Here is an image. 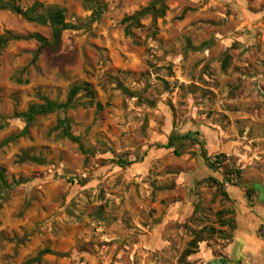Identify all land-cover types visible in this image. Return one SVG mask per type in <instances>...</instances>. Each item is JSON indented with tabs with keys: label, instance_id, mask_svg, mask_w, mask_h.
Masks as SVG:
<instances>
[{
	"label": "rangeland",
	"instance_id": "obj_1",
	"mask_svg": "<svg viewBox=\"0 0 264 264\" xmlns=\"http://www.w3.org/2000/svg\"><path fill=\"white\" fill-rule=\"evenodd\" d=\"M15 1L75 29L35 61L33 40L0 54V264H264V0H164L133 37L124 20L156 0ZM7 31L52 37L0 10ZM84 83L102 109L80 92L22 115ZM240 228L255 252L233 251ZM45 249L62 255L33 262Z\"/></svg>",
	"mask_w": 264,
	"mask_h": 264
},
{
	"label": "trees",
	"instance_id": "obj_2",
	"mask_svg": "<svg viewBox=\"0 0 264 264\" xmlns=\"http://www.w3.org/2000/svg\"><path fill=\"white\" fill-rule=\"evenodd\" d=\"M167 6L165 5L164 0H156L150 3L147 7L143 8L141 11L136 12L134 15L127 17L124 21L128 22L129 25L126 28V33L130 36H134L131 32V27L137 26L142 27L141 20L147 16H151L153 25L156 26L157 20L163 18L167 12ZM0 10L9 11L16 15L21 16L24 20L29 23H36L39 25H49L52 29V37L48 39L41 34L33 33L27 36H16L12 32L7 31L0 37V54L7 47L8 43L14 40H33L38 44V49L34 54V61L38 58L40 53L43 50H49L51 52H56L60 48L62 35L66 30L75 29L74 26H71L66 21V12L62 7L53 5H45L43 3L35 2L28 8H22L15 0H0ZM80 92H85L86 96L89 98V105H95L98 110L102 109L100 103L94 102L95 93L91 88L89 83H84L82 85H75L70 89L68 98L66 102L59 103L56 101L49 100L48 98H42L44 103L42 105H31L27 112L22 114L28 118V122H31L37 115H48L52 114L57 110L66 111L69 108L76 107V96ZM17 116L19 114H16ZM5 125H0V129H3ZM29 125L25 127L19 134L14 135L6 139L2 145H6L12 141H15L21 137H24L28 134ZM62 129L63 136L70 139L73 142L80 143V139L75 137L70 131V121L68 119H63L58 125ZM57 127V128H58ZM171 145V140L169 142ZM175 155H179L177 150H174ZM27 156H22L21 161H25ZM37 160V159H34ZM120 165L126 164L127 162L123 160H118L117 162ZM0 182L4 188H8V181L4 170L0 169ZM22 180H12V183H22ZM3 198H0V210L3 206ZM45 255H58L49 249H45L38 254V256L32 260L33 262H40L41 258ZM64 255V254H63Z\"/></svg>",
	"mask_w": 264,
	"mask_h": 264
},
{
	"label": "crops",
	"instance_id": "obj_3",
	"mask_svg": "<svg viewBox=\"0 0 264 264\" xmlns=\"http://www.w3.org/2000/svg\"><path fill=\"white\" fill-rule=\"evenodd\" d=\"M254 238H256V237H254L251 232H248L242 228L238 229V232L235 235V241L232 244L233 251H235L234 249L242 248V250L237 254L243 253L244 251L245 252H247V251L255 252L253 247H255L254 244L256 241L254 240ZM253 240H254V242H253ZM209 264H220V262L219 261H213V262H210Z\"/></svg>",
	"mask_w": 264,
	"mask_h": 264
}]
</instances>
